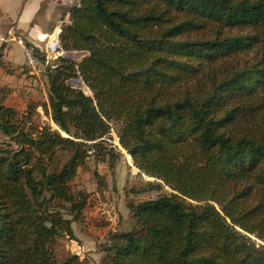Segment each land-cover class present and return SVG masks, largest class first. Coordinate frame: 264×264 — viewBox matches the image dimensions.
<instances>
[{
	"label": "trees",
	"instance_id": "1",
	"mask_svg": "<svg viewBox=\"0 0 264 264\" xmlns=\"http://www.w3.org/2000/svg\"><path fill=\"white\" fill-rule=\"evenodd\" d=\"M67 13L62 48L89 55L48 71L43 108L59 128L0 95V132L17 145L0 146V264H82L56 258L57 237L75 239L59 207L80 217L89 195L70 182L115 123L152 188L173 192L129 204L138 228L111 234L103 264H264V0H81ZM59 151L71 157L50 171Z\"/></svg>",
	"mask_w": 264,
	"mask_h": 264
},
{
	"label": "rangeland",
	"instance_id": "2",
	"mask_svg": "<svg viewBox=\"0 0 264 264\" xmlns=\"http://www.w3.org/2000/svg\"><path fill=\"white\" fill-rule=\"evenodd\" d=\"M5 4L7 6V0ZM80 4L81 0H44L41 5L40 17L48 19L49 28L54 26L50 31L51 34L56 32V28H58L57 33L61 34V31L59 32L60 29L62 30L61 25L64 22H70L68 10ZM186 35L191 39L202 36L211 37L208 30L204 33L193 31ZM12 43L4 44V41H0V51H3V56H5L0 68V95L3 96L5 105L15 108L21 116L27 114L33 117L38 126L51 123L54 128H57L51 116L47 115L43 108L45 104L50 106L48 71L60 64V56L79 63L89 55V52L67 51L61 48L60 53L51 60L49 67L39 73H31L24 64L22 54L16 55V46ZM239 58V60L220 61L214 68L208 67L206 72L215 70L217 75H225L229 70L241 67L249 59L248 56ZM68 84L82 89L88 95H93L81 77L69 79ZM119 130L120 125L115 123L110 133L111 139L107 138V150L92 153L85 164L79 167L76 177L70 182L74 190L84 191L88 193L89 197L87 206L77 220H74L64 205L59 207L62 216L72 220L75 234V239L66 233H61L57 237L55 252L59 263L71 254H77L82 264H103L106 254L100 249V246L110 242L111 234L138 228L129 204L155 199L173 192L164 183L158 189L152 188L150 181L160 182L156 178L142 173L134 164L133 157H129V153L120 142ZM111 143L115 146L114 148ZM0 146L17 147L1 132ZM111 149L114 151L109 152L107 156V151ZM0 157H2L1 153ZM70 157L71 152L59 151L53 165L50 166V171L61 170ZM256 241L258 244L263 243L259 239Z\"/></svg>",
	"mask_w": 264,
	"mask_h": 264
},
{
	"label": "crops",
	"instance_id": "3",
	"mask_svg": "<svg viewBox=\"0 0 264 264\" xmlns=\"http://www.w3.org/2000/svg\"><path fill=\"white\" fill-rule=\"evenodd\" d=\"M43 1L44 0H7L8 4L6 6V0H0V41H4V44L13 42L12 44L16 46L15 53L16 55L22 54L24 57V64V50L13 38L22 37L28 42L38 43L40 35L41 38L45 39L48 36L46 34L52 33L50 31L54 26L52 25V28H49L48 19L40 17ZM57 29L58 28H56L55 35L57 34ZM3 60H5V56H3Z\"/></svg>",
	"mask_w": 264,
	"mask_h": 264
},
{
	"label": "built area",
	"instance_id": "4",
	"mask_svg": "<svg viewBox=\"0 0 264 264\" xmlns=\"http://www.w3.org/2000/svg\"><path fill=\"white\" fill-rule=\"evenodd\" d=\"M49 37L43 39L41 35L38 43H29L25 38H13L24 50L25 64L31 73H39L48 67L54 56L60 53L62 48L60 33L46 34ZM44 57V58H43Z\"/></svg>",
	"mask_w": 264,
	"mask_h": 264
},
{
	"label": "water",
	"instance_id": "5",
	"mask_svg": "<svg viewBox=\"0 0 264 264\" xmlns=\"http://www.w3.org/2000/svg\"><path fill=\"white\" fill-rule=\"evenodd\" d=\"M57 128H59V127L57 126Z\"/></svg>",
	"mask_w": 264,
	"mask_h": 264
},
{
	"label": "bare ground",
	"instance_id": "6",
	"mask_svg": "<svg viewBox=\"0 0 264 264\" xmlns=\"http://www.w3.org/2000/svg\"><path fill=\"white\" fill-rule=\"evenodd\" d=\"M89 91V90H88Z\"/></svg>",
	"mask_w": 264,
	"mask_h": 264
}]
</instances>
